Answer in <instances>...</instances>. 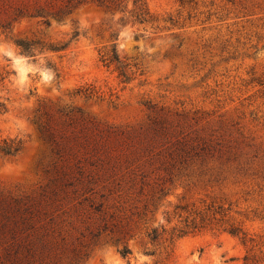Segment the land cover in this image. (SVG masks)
<instances>
[{
  "label": "rangeland",
  "instance_id": "rangeland-1",
  "mask_svg": "<svg viewBox=\"0 0 264 264\" xmlns=\"http://www.w3.org/2000/svg\"><path fill=\"white\" fill-rule=\"evenodd\" d=\"M0 104V264H264V0H0Z\"/></svg>",
  "mask_w": 264,
  "mask_h": 264
},
{
  "label": "trees",
  "instance_id": "trees-1",
  "mask_svg": "<svg viewBox=\"0 0 264 264\" xmlns=\"http://www.w3.org/2000/svg\"><path fill=\"white\" fill-rule=\"evenodd\" d=\"M22 11L19 10L18 14H21ZM16 45L19 48L20 52L24 55L32 56L33 51L37 49L38 47L40 49H46L49 51H59L62 50L66 45H54V44H42L38 41H16ZM101 61L104 63V65L109 66L113 62L119 63V55L117 53L116 47L113 46L109 52H105L101 55ZM118 68V76H121L123 80H127L128 76L126 73L121 69V65L119 64L117 66ZM3 105L0 104V111L3 110ZM21 141L20 140H0V153L5 156H12L14 155L20 148ZM9 206L6 205L5 202L0 200V217H3L6 221L11 220L12 217L7 215L6 211H8ZM13 226L8 229V233L10 234V239H14L15 235L18 232H25V230H28L32 228L31 221L29 218H21L19 221L12 220ZM5 222L0 221V227H5ZM33 231V230H31ZM30 232H26L24 236L22 237V240L17 243L10 244L9 247L5 248V254L8 260H10L6 264H34V255L36 254V247L39 244V248L41 245V239L39 238H30L33 237V234ZM184 233V232H183ZM152 239L156 238V235L154 234V231L152 232ZM43 248V247H41ZM20 253V255H18ZM130 253L129 248L127 246H123L120 250V254L125 257ZM7 260V261H8Z\"/></svg>",
  "mask_w": 264,
  "mask_h": 264
}]
</instances>
